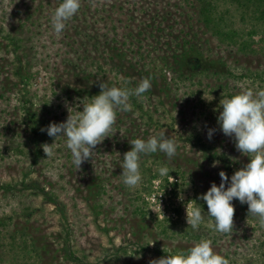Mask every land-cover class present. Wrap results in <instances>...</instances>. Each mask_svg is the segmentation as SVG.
<instances>
[{"label": "rangeland", "instance_id": "374dc122", "mask_svg": "<svg viewBox=\"0 0 264 264\" xmlns=\"http://www.w3.org/2000/svg\"><path fill=\"white\" fill-rule=\"evenodd\" d=\"M48 1L0 0L1 25L6 30L12 29V34L18 31L17 35L23 38L25 52L31 59V73L34 76L29 85V98L33 109L42 115L44 127L53 122H65L69 115L68 108L79 106L78 110H82V104L90 102L73 92L63 91V88L71 91L72 88L82 87V78H75L73 72L79 74L85 69L95 74L99 71L95 74L98 75L96 79L123 85L127 79L140 78L137 72L145 68L144 63L150 62L152 65L150 59L158 60L156 55L167 52L161 45L158 46L163 52H145L150 50L147 44L154 45L155 40L161 43L166 41L162 34H154L155 40L149 37L144 44V52L141 50L140 54L132 52L128 55V61L136 64L137 69L135 72L125 67L129 78L125 77V72L111 71L106 64H102L99 70L87 60H78L77 64L81 67L71 70L64 59L75 56L72 52L67 53L69 48L60 44V40H69L67 34L63 32L57 36L51 22L45 18L49 13ZM51 2L54 5V1ZM147 2L159 11H172L175 33L183 27V15L188 17L184 20L189 19L191 25L195 26L193 31L210 59L237 67V73L256 70L261 78L250 74L242 80H218L214 76H203L196 74L202 66L195 64L193 59L189 61L186 79L178 78L164 69L162 73L166 80H163L161 72H158L154 82H151L153 94L139 99L142 114L151 113L157 127L144 126L139 112L131 113L130 119L120 112L108 137L93 149L95 153L92 159L83 163L78 170L62 138L49 137L40 142L37 150L40 156L33 164L31 151L34 145L29 142L32 133L24 122L18 104L19 96L5 93L2 97L0 90V183L14 186L12 190L0 188V264H150V261L166 255L186 253L204 239L211 240L214 252L227 259L228 264H264V225L247 215L246 204L233 201L235 212L230 234L216 233L208 227L207 206L197 198L212 183L219 186L218 173L223 171L227 175V172L220 163L212 167L213 162H208L201 150L185 140L189 134H198L209 147L229 154L233 163H237V168L241 169L248 162V158L236 150L234 141L220 132L216 118L220 102L227 98L224 88L232 95L249 89H264V40H259L264 37V17H260L252 4L240 7L235 3V10L229 9L226 18L233 22L232 27L244 29L243 39L248 45L247 51L242 52L236 51L235 45L222 43L200 23L197 0ZM143 3L144 0L139 5ZM177 5L182 9L179 11L181 15L176 10ZM90 6L94 8L96 4ZM42 7L46 9L44 12L39 10ZM37 10L38 16L35 14ZM220 10H226L225 6H220ZM251 29L255 32L250 36ZM1 41L0 37V44ZM0 47V64L10 62L11 57L6 55L3 46ZM141 55L144 60H141ZM125 66H129V63ZM10 68L0 69V80L10 74L7 72ZM220 68L215 65L213 70L220 71ZM219 85H224L223 90L218 88ZM130 111L134 110L131 108ZM209 129L215 130L210 140L207 138ZM143 131H147V134ZM160 135L177 142V155L170 161L162 153L141 156L142 182L138 188H128L122 182L120 165L123 155L131 150V141ZM45 144L54 145L51 156H45L42 148ZM162 166L169 167V176L162 177L158 173L154 179H161L160 190L170 197L159 207L147 204L145 198L157 190L154 189V179L145 189V179L149 172L156 173ZM27 173L30 176L27 179L37 181L46 191L53 193L64 206V216L41 196L20 191L19 182ZM169 178L174 179L171 185ZM169 187L172 191L168 193ZM193 201L205 205V218L198 230H192L186 223V209ZM160 208L165 218L161 216ZM175 209L179 212H175ZM21 229L34 240V245L29 237L24 238L17 232ZM66 247L79 258L78 262L67 259Z\"/></svg>", "mask_w": 264, "mask_h": 264}, {"label": "trees", "instance_id": "16d2710c", "mask_svg": "<svg viewBox=\"0 0 264 264\" xmlns=\"http://www.w3.org/2000/svg\"><path fill=\"white\" fill-rule=\"evenodd\" d=\"M52 1H54V5H52L51 0L46 4L47 7H49V13L45 15L48 22H51V15L60 3V0ZM142 1L143 0H81V8L79 12L74 16V18L67 22V26L63 31L64 35L67 34L66 37L69 38V40H60V44H63L62 47L69 48L67 53L72 52L75 56L73 59L65 57L64 62H67L68 65L71 66V70L81 67L77 64L78 60L90 61L91 65H96L99 70L102 69V64H106L110 66L111 71L113 70V72H119L121 74L125 72V77L129 78V73L125 71V67H128V69L131 68L135 72L137 69L136 64H132L128 61L130 59H127V57L132 52H135L136 54H140L141 50L144 52V44L148 42L149 37H152V39L155 40L156 36H154V34H162V36L166 37V41L161 43L158 40H155L154 45L147 44L150 50H146V53L151 54L156 51L158 54L159 52H163L160 49L161 46H164V50L167 52H163L164 55H156L158 60L150 59L151 62H153L152 65L150 62L144 63L143 65L145 68L142 70L140 69L137 72V74L140 75V78L127 79L124 81L123 85L122 83L117 84L113 81L105 79H96L98 75L95 74H98L99 71L93 74L92 72L88 73L87 70L82 69L83 72H79L82 76L73 72L75 78L78 76L82 78V87L72 88L71 91L63 88L65 93L73 92L75 95L81 96L90 101L89 98L100 94L99 85L101 83H106L109 87H126L131 90L138 86L144 78H150L151 82H154V78H156L158 72H161L160 75L162 76V79L166 80L165 75L162 73L164 69L171 71L173 75H176L178 78L182 77L186 79L185 73L187 68L190 66L189 61L192 59L195 64L200 67L202 66L198 69L196 74L203 76H214L218 80L221 78L242 80L247 78V74H250L252 77L261 78L260 73L256 70L252 72L248 70L247 72L243 71L242 73H237L235 71L238 70L237 67L227 66V64L221 62L220 60L210 59V57L206 54V51L204 52L202 43L199 42V37L193 31L195 26L191 25L189 19L185 21L188 17L183 15L185 18V20L183 18V27L175 33L173 26L175 22L174 19H172L174 15L171 10L162 9L159 11L158 8L152 6V3L147 2L148 0H144L145 3L139 5ZM197 1L199 3L198 13L200 16V23L202 25L207 28L212 35H215L220 41H222V43L228 42L231 45H235L237 48L236 51H247L248 44L243 39L244 29H237V27L233 28V22L227 19L226 15L230 12L229 9H234L233 5L236 3V5H239L240 7L252 4L260 13V17H264V0ZM92 4H96V6L91 8L90 5ZM41 5L42 3L39 4V6ZM222 5L225 6L226 10H220V6ZM39 10L44 12L46 9L42 7ZM176 10L179 12L182 9L178 6ZM35 14L38 16L39 11L37 10ZM179 14L181 15L180 12ZM241 18H243V16H241ZM27 19L28 17H26V20ZM136 22L137 25H134ZM21 24L23 25V23ZM11 31L12 29L6 30L0 23V37L2 39L0 46H3V48H5L4 51L6 52V55L11 57L10 62H5L4 59L1 60L4 61V63L0 64V69L11 68L7 71L10 74L0 80V90L2 97L5 93H12L13 95L17 94L19 96L18 104L21 107L24 122L32 133V139L29 142L34 145L31 153L33 157V164H35V162H37V158L40 156V152L37 151L38 145L40 142L48 139L49 136L46 132H41V129L45 128L43 126V119L41 118L42 115H40L36 109H33L32 101L29 98V85L32 77L34 76V74L31 73V59H29V55L25 52L23 38L17 35L18 31L13 34ZM70 32L72 34H70ZM254 32L255 31L251 29L249 35L251 36ZM259 40H264V37H260ZM134 48H136L135 51ZM32 49H34V47H32ZM167 53H169V55H167ZM158 56L160 58H158ZM141 58V60H144L142 55ZM126 59L127 61L125 62ZM126 63H129V66H125ZM158 65H161V67ZM215 65L217 67H221L220 71L213 70ZM12 77L15 78V81ZM223 87L224 85L218 86L221 90H223ZM223 91L226 92L227 98L233 96L229 90H225L224 88ZM151 94L153 93L149 89L142 95V97H146ZM140 97L134 95L130 97L129 103L134 111L123 112L124 115H128L126 118L130 119L131 113L139 112L141 113L140 119L143 120L144 126H147L148 128L157 127L156 121L151 113L146 112L142 114L143 107L139 101ZM119 113L120 112H118L117 115ZM143 133L147 134V131H143ZM185 140L192 147L201 150L208 162L219 160V163L222 165V169L227 172L228 176H232L235 171L240 169L237 168L236 162L233 163L229 154L223 151L218 152L209 147L203 142L198 134H189ZM149 156L151 155L149 154ZM154 173L149 172L147 178L145 179L147 186L145 189L149 188L152 179L157 176L158 171L155 174ZM28 177L30 176L27 173L26 177L19 182V185H21L20 191H30L33 195L41 196L46 203L55 206L59 214L64 216V206L59 203L53 193L46 191L45 187H42L37 181L27 179ZM13 187L14 186L9 184L0 183V188L4 190H12L14 189ZM197 204L201 206L203 211L205 205H202L199 201ZM174 211L179 212L178 209H175ZM25 223H27V221ZM21 231L22 229L17 232H20L24 238L29 237L27 233ZM28 239H30L29 241L31 242L33 241V245L35 244L31 237ZM26 240H24V242ZM66 248H68V253L67 249L64 250H66L67 259L73 263L78 262L79 258L75 256L74 252L70 251L69 247Z\"/></svg>", "mask_w": 264, "mask_h": 264}, {"label": "clouds", "instance_id": "9594fccd", "mask_svg": "<svg viewBox=\"0 0 264 264\" xmlns=\"http://www.w3.org/2000/svg\"><path fill=\"white\" fill-rule=\"evenodd\" d=\"M80 8L81 0H60L51 15L52 29L57 36L63 33L67 22L74 18ZM151 86L150 78L142 79L131 90L101 83L100 94L82 104V110H78L79 106L68 108L69 115L65 122L50 123L41 132L55 139H65L72 163L78 170L83 163L92 159L95 153L93 149L108 137L117 113L131 110L130 97L142 96ZM218 111L216 119L220 132L234 141L236 150L247 157L248 162L231 177L223 171L219 172V186L212 183L197 199L204 201L207 206L208 227L216 233L230 234L233 231L234 200L241 205L246 204L247 215L264 225V89H249L226 98L220 102ZM214 131L208 130L209 140ZM130 145L131 150L123 155L120 165L122 182L130 189L138 188L142 182L141 156L162 153L170 161L177 155V142L165 135L152 136L147 140L137 138ZM53 147V144L42 146L46 157L53 154ZM217 166L219 160L212 164V167ZM158 173L162 177L169 176L170 169L162 166ZM160 213L165 218L161 208ZM204 216L201 206L193 201L186 209L188 227L198 230ZM150 264H228V260L214 252L211 240L204 239L195 243L186 253L166 255L150 261Z\"/></svg>", "mask_w": 264, "mask_h": 264}, {"label": "built area", "instance_id": "2783aa9c", "mask_svg": "<svg viewBox=\"0 0 264 264\" xmlns=\"http://www.w3.org/2000/svg\"><path fill=\"white\" fill-rule=\"evenodd\" d=\"M159 178V177H158ZM154 179L153 183H154V189H156L157 191L156 192H153L148 198H145V200L148 202L147 204H154V206H162L164 204V200H168L170 195L167 196L166 192L160 190L161 189V179ZM169 183L170 185L172 184L173 180L172 178H169ZM172 189L169 187L168 188V193L171 192ZM163 208V207H161Z\"/></svg>", "mask_w": 264, "mask_h": 264}]
</instances>
